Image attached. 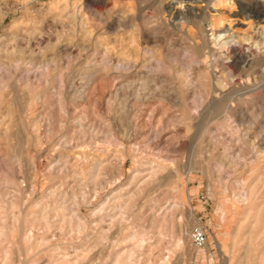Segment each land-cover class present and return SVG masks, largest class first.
<instances>
[{
    "label": "rangeland",
    "instance_id": "rangeland-1",
    "mask_svg": "<svg viewBox=\"0 0 264 264\" xmlns=\"http://www.w3.org/2000/svg\"><path fill=\"white\" fill-rule=\"evenodd\" d=\"M202 1L0 0V264H264V0ZM143 76L147 114L111 111Z\"/></svg>",
    "mask_w": 264,
    "mask_h": 264
},
{
    "label": "bare ground",
    "instance_id": "bare-ground-1",
    "mask_svg": "<svg viewBox=\"0 0 264 264\" xmlns=\"http://www.w3.org/2000/svg\"><path fill=\"white\" fill-rule=\"evenodd\" d=\"M197 1V0H196ZM205 1H207V0H203L202 2H205ZM210 1V0H209ZM183 2V1H182ZM181 2V0L179 1V0H176V1H172L171 0V2L167 5V8L169 9V8H171V9H177V8H179V6H177V5H180V4H183ZM201 3V2H200ZM197 4H199V3H197ZM248 4V3H247ZM177 6V7H176ZM246 6V5H245ZM181 7H183V5H181ZM185 7H188V9H194L195 8V6L193 5V3H191V1L190 2H187L186 1V4H185ZM184 7V8H185ZM204 7V6H203ZM203 10H204V8H203ZM177 11V10H176ZM184 11V10H183ZM206 11V10H205ZM209 11H210V9H209ZM45 13V12H44ZM193 13V12H192ZM187 14V13H186ZM205 15V14H204ZM197 17L199 16H201V14H197L196 15ZM186 17V16H185ZM188 17V16H187ZM192 18V17H191ZM248 18H250L249 16H248ZM195 19V18H194ZM201 19V18H200ZM200 19H198V20H200ZM201 21V20H200ZM45 23V22H44ZM40 24V23H39ZM202 25V24H201ZM34 26V25H33ZM199 26H200V24H199ZM251 26H253V25H251ZM35 27V26H34ZM42 28V27H41ZM43 29H44V26H43ZM230 29V31H232V28L230 27L229 28ZM35 30V29H34ZM45 30V29H44ZM202 30V29H201ZM36 31V30H35ZM46 31V30H45ZM27 32V31H26ZM33 29H32V34H33ZM202 32V31H201ZM29 33V32H28ZM39 33V32H38ZM203 33V32H202ZM16 34V33H15ZM40 34V33H39ZM34 35V34H33ZM17 36V35H16ZM24 36V35H23ZM207 36V35H206ZM10 37H11V35H10ZM16 38L17 37H15V41H16ZM10 39V38H9ZM34 39V38H33ZM11 40H13V39H11ZM7 43V42H6ZM5 43V44H6ZM12 44V43H11ZM3 46H5V45H3ZM10 46V45H9ZM6 47V46H5ZM8 47V46H7ZM4 49V48H3ZM9 49V48H8ZM12 49V48H11ZM15 50V49H14ZM42 50V49H41ZM16 51V50H15ZM17 51H18V49H17ZM20 51V50H19ZM6 52V51H5ZM36 52V51H35ZM41 52V51H40ZM21 53V52H20ZM8 54V53H7ZM41 55V54H40ZM9 56V55H8ZM42 56V55H41ZM31 57V56H30ZM44 57V56H43ZM42 57V58H43ZM46 57V56H45ZM37 58V57H36ZM38 58H39V56H38ZM37 58V59H38ZM41 58V59H42ZM232 59H233V63H234V65H236V66H238V67H240V70L242 71V72H246L247 73V71L250 69L251 70V68L252 67H255L254 66V63H252V61H248V59H246L244 56H242V55H240V54H238L236 51H233V55H232ZM264 60V58H261V62ZM259 61V62H260ZM259 62L257 63V64H259ZM262 65H263V63H262ZM46 66V65H45ZM22 68V67H21ZM26 72V71H25ZM20 73V72H19ZM22 73V72H21ZM245 73V74H246ZM95 74V73H94ZM27 75V74H26ZM33 75V74H32ZM88 75V74H87ZM148 75V74H147ZM86 76V75H85ZM89 76V75H88ZM142 76V75H141ZM90 77V76H89ZM89 77H86V78H84V79H87L88 80V78ZM135 77V76H134ZM138 78V77H137ZM75 79V78H74ZM74 79H73V82H74ZM83 79V80H84ZM151 78L149 77V78H144V76H143V78H140V79H138L136 82H128V83H126L125 81V83L126 84H124V85H122V87H124V88H127V89H129V87L130 86H135L134 84H136L137 85V87L135 88V92L133 91V95H134V101L137 103H135L134 102V104H136V105H138L139 106V108L136 110V111H133V108L130 110L129 109V105H130V95H127L126 93H123L122 91L123 90H125L124 88H121V89H117V90H115V91H113L111 94H109V102H110V107H111V111H113L115 114H118V113H124L127 117H129V116H131V115H133L134 117H136L137 119H141L142 117H143V115H145V114H147V110H148V108H149V105L147 104V103H143V104H141L140 102L142 101H147V100H149L150 99V96H147V94H154V91H152V85L150 86V83L152 82L151 80H150ZM71 80H72V78H71ZM90 80H91V78H90ZM103 80V79H102ZM130 81V80H129ZM153 82H154V80H153ZM68 83H69V81H68ZM67 85V84H66ZM90 85V84H89ZM95 86L93 87V88H91V90H89V91H84V92H82V91H77V89H76V87H75V91H73V89H72V87H70L71 85H69L68 87H69V89L67 90V92H68V95L67 96H71V103H69L72 107L75 105V108L77 109V107H80V106H82V105H85V106H88V105H91V104H95L96 102H98L99 100H102L104 97H105V88H103L102 86H100L101 85V83L100 84H98L100 87H98L96 84H94ZM154 85V84H153ZM156 85V84H155ZM241 86H243V85H241ZM91 87V86H90ZM90 87H88V88H90ZM156 87V86H155ZM154 87V88H155ZM78 88V87H77ZM218 88H220V87H218ZM56 89V88H55ZM154 90H156V91H158V89H154ZM209 91V90H208ZM58 92V91H57ZM132 92V91H131ZM207 92V91H206ZM52 93H56V91H53ZM59 93V92H58ZM231 93V92H230ZM62 94V93H61ZM12 95V94H11ZM55 94H53V96H54ZM57 95V94H56ZM59 95V94H58ZM66 95V94H65ZM132 95V94H131ZM155 95V94H154ZM156 96H158L159 97V99H163V97H162V95H161V93L158 95V93H157V95ZM224 96V95H223ZM58 97V96H57ZM108 97V96H107ZM154 97V96H153ZM138 103H140V104H138ZM134 104H132L131 103V105H134ZM7 105V104H6ZM135 106V105H134ZM108 107V106H107ZM7 109H8V114H9V116L10 117H12V115H13V109L10 107V106H8L7 107ZM73 112V111H72ZM196 113H197V111H196ZM122 115V114H121ZM56 116V115H55ZM118 116V115H117ZM117 116H116V118H117ZM114 117V116H113ZM123 117H124V115H123ZM34 120H36V119H34ZM83 120V119H82ZM116 121H117V119H115ZM120 120V119H119ZM138 120V121H139ZM71 121V120H70ZM60 122V121H59ZM58 122V119H57V123H59ZM68 122V121H67ZM80 122V121H79ZM122 122V121H121ZM8 123V122H7ZM29 123V122H28ZM50 123V122H49ZM3 124V122H0V132H3V133H6V132H8V128L7 127H2L1 125ZM62 127V126H61ZM68 129H69V131L70 132H68V134H72V132H73V130H72V128H71V126L70 127H68ZM65 130V129H64ZM28 131H31V132H36L37 134L36 135H31V137L34 139V140H36L37 142H39V140H40V134H39V131H41V129L40 128H38V125H37V123H35V121H32L31 122V124L29 123L28 124ZM72 131V132H71ZM66 132V131H65ZM48 135V134H47ZM66 135V134H65ZM63 135V140H62V142L60 143V144H58L59 145V147L60 146H62V145H67L68 146V144L70 143H67L69 140V137H68V135ZM27 136V135H26ZM72 136V135H71ZM49 140V139H48ZM59 143V142H58ZM5 145V144H4ZM7 147V146H6ZM105 147V146H104ZM99 148V145H98V142L96 141V144H95V146H94V149H98ZM106 148H108V147H106ZM69 149V148H68ZM62 153V152H61ZM65 155H66V153H65ZM87 156V155H86ZM4 157V156H3ZM66 157V156H65ZM12 158V157H11ZM15 158V157H14ZM79 159V158H78ZM73 160V159H72ZM57 161V160H56ZM69 162V161H68ZM102 163V161H100V162H98V165H100ZM148 163V162H147ZM58 165H60V164H58ZM88 166V165H87ZM89 167H90V165H89ZM96 168H97V166H96ZM93 171V170H92ZM94 171H96V170H94ZM96 174V173H95ZM6 180V179H5ZM8 181V180H7ZM67 182V181H66ZM81 182V181H80ZM10 183V182H9ZM3 184V183H2ZM8 184V182H6V184H5V182H4V184H3V187H4V185H7ZM78 184V183H77ZM12 186L14 187V189H15V191H14V193L12 194V197L13 198H15V199H22V198H24L26 195V193H25V191L23 190V188H21V186L20 185H18L17 183H15V182H12ZM30 186V185H29ZM43 197V196H42ZM42 199V198H41ZM4 200V199H3ZM2 200H0V202H1ZM40 201V200H39ZM3 202V201H2ZM38 202V201H37ZM243 202V201H242ZM11 205H12V203H11ZM38 205V204H37ZM2 206V205H1ZM0 206V207H1ZM5 206H6V204H5ZM4 206V207H5ZM14 207L16 206L15 204L13 205ZM10 207V206H9ZM55 210V209H54ZM31 213V212H30ZM41 213H43V212H41ZM57 213V212H56ZM40 214V213H39ZM45 214H48V213H45ZM31 215V214H30ZM46 218H48V217H46ZM34 219V218H33ZM50 220V219H49ZM30 221V220H29ZM35 221V220H34ZM33 223V222H32ZM23 224V223H22ZM31 225V224H30ZM27 227H28V225H26ZM33 226H34V224H33ZM83 226V225H82ZM23 227V226H22ZM21 227V228H22ZM25 228V227H24ZM35 228V227H34ZM47 228V227H46ZM11 228L9 227V225H8V223H7V219L5 218V217H1L0 216V238L2 239V238H5V237H8V236H12V234H13V231H11L10 230ZM27 230H28V228H27ZM21 233H23V229H22V231H21ZM134 236H135V234H134ZM31 238V237H30ZM141 239V238H140ZM143 240V239H142ZM137 241V240H136ZM140 241V240H139ZM1 243V242H0ZM141 243V242H140ZM139 243V244H140ZM5 246V245H4ZM8 250H9V248H8ZM7 250V251H8ZM6 261V260H5ZM130 261V260H129Z\"/></svg>",
    "mask_w": 264,
    "mask_h": 264
},
{
    "label": "built area",
    "instance_id": "built-area-1",
    "mask_svg": "<svg viewBox=\"0 0 264 264\" xmlns=\"http://www.w3.org/2000/svg\"><path fill=\"white\" fill-rule=\"evenodd\" d=\"M190 241L192 245L197 248H201L206 244V236L203 229L200 226L194 227L190 232Z\"/></svg>",
    "mask_w": 264,
    "mask_h": 264
}]
</instances>
